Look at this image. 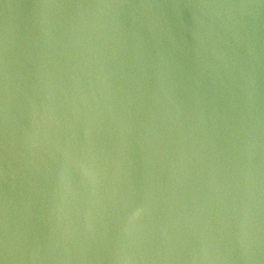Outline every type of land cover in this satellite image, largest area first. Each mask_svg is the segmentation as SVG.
<instances>
[{
  "label": "water",
  "instance_id": "1",
  "mask_svg": "<svg viewBox=\"0 0 264 264\" xmlns=\"http://www.w3.org/2000/svg\"><path fill=\"white\" fill-rule=\"evenodd\" d=\"M0 264H264V0H0Z\"/></svg>",
  "mask_w": 264,
  "mask_h": 264
}]
</instances>
